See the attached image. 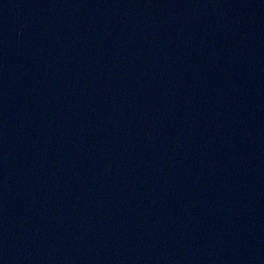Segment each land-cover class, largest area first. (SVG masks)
I'll use <instances>...</instances> for the list:
<instances>
[{
    "label": "water",
    "instance_id": "1",
    "mask_svg": "<svg viewBox=\"0 0 264 264\" xmlns=\"http://www.w3.org/2000/svg\"><path fill=\"white\" fill-rule=\"evenodd\" d=\"M0 264H264V0H0Z\"/></svg>",
    "mask_w": 264,
    "mask_h": 264
}]
</instances>
